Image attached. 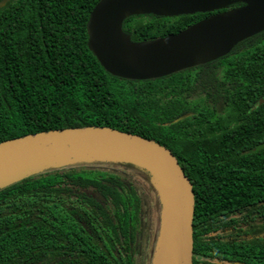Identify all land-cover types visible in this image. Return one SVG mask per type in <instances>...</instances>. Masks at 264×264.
I'll use <instances>...</instances> for the list:
<instances>
[{"label":"trees","instance_id":"trees-1","mask_svg":"<svg viewBox=\"0 0 264 264\" xmlns=\"http://www.w3.org/2000/svg\"><path fill=\"white\" fill-rule=\"evenodd\" d=\"M98 1L8 0L0 8V142L88 125L154 139L193 185V264H264V30L215 60L126 79L89 48ZM226 9L137 14L123 29L133 41L155 39ZM196 68L206 76L187 74ZM186 87L192 94L176 98ZM126 172L85 161L0 188V264H138L143 200Z\"/></svg>","mask_w":264,"mask_h":264},{"label":"water","instance_id":"water-1","mask_svg":"<svg viewBox=\"0 0 264 264\" xmlns=\"http://www.w3.org/2000/svg\"><path fill=\"white\" fill-rule=\"evenodd\" d=\"M99 0L87 30L88 45L103 67L126 79H151L215 60L239 41L264 30V0ZM8 0L0 1V8ZM228 8V9H226ZM226 9L176 34L133 41L124 31L126 18L137 14L176 16ZM230 42L224 44L223 38ZM75 155L86 160L115 157L146 168L155 177L166 209L163 237L168 251L157 264H193L195 194L174 153L154 139L110 126L49 129L0 142V188L37 170L67 165ZM164 246V247H165Z\"/></svg>","mask_w":264,"mask_h":264},{"label":"rangeland","instance_id":"rangeland-1","mask_svg":"<svg viewBox=\"0 0 264 264\" xmlns=\"http://www.w3.org/2000/svg\"><path fill=\"white\" fill-rule=\"evenodd\" d=\"M228 38H223L224 44H230ZM90 156H73L64 162L65 164H75L78 162L93 161L86 160ZM103 163L116 164L120 170H126V176L138 188L143 200V225L142 238L138 264H157V253L168 251L165 246L163 230L165 227L166 209L162 197L157 188L155 177L146 168L129 162L125 159L115 157H102ZM165 246V247H164Z\"/></svg>","mask_w":264,"mask_h":264},{"label":"flooded vegetation","instance_id":"flooded-vegetation-1","mask_svg":"<svg viewBox=\"0 0 264 264\" xmlns=\"http://www.w3.org/2000/svg\"><path fill=\"white\" fill-rule=\"evenodd\" d=\"M237 3H241V4H243L244 2H242V1H240V0H234V3L233 4H237ZM235 6H237V5H235ZM239 6V5H238ZM186 69V68H185ZM183 70V69H182ZM190 71V72H189ZM188 72H187V74L188 75H193V74H196V75H198L199 77L201 76L202 78H204L205 76H206V72H207V70H206V68H203V69H191V70H189ZM198 73V74H197ZM189 92H190V94H189ZM192 92H193V88L192 89H190L189 87H186V89H185V93L184 92H182V94L181 95H176L175 97L176 98H181L182 96H183V98H185V97H188V96H190L191 94H192Z\"/></svg>","mask_w":264,"mask_h":264},{"label":"bare ground","instance_id":"bare-ground-1","mask_svg":"<svg viewBox=\"0 0 264 264\" xmlns=\"http://www.w3.org/2000/svg\"><path fill=\"white\" fill-rule=\"evenodd\" d=\"M97 162H98V160H97Z\"/></svg>","mask_w":264,"mask_h":264}]
</instances>
